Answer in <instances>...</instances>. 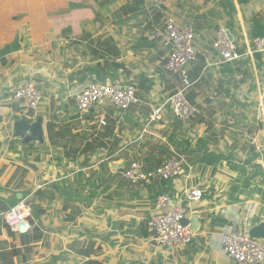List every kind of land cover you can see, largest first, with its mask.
I'll list each match as a JSON object with an SVG mask.
<instances>
[{"label": "crops", "instance_id": "obj_1", "mask_svg": "<svg viewBox=\"0 0 264 264\" xmlns=\"http://www.w3.org/2000/svg\"><path fill=\"white\" fill-rule=\"evenodd\" d=\"M12 1L0 0V192L11 194L7 199L0 198V217L12 207L10 201L16 199L17 194L32 210L37 209L38 215L33 217L34 226L25 233L12 234L0 227V264H82L86 259L75 251L87 247L95 251L92 257L101 264H168L167 251L148 233L145 236L142 228L153 212L157 196L168 193L175 201L181 200V181L177 178L153 186H130L122 179L123 168L131 161L139 159L145 165L144 160L151 151L158 160L160 156L155 151L165 145L172 151L170 138L173 137L175 145L186 142L178 138L183 125L173 115L171 106H166L164 97L157 95L162 89L151 86L152 78L158 77L163 88L166 85L171 92L173 90L172 78L164 70L167 50L159 42L150 43L147 37L167 18L192 29L197 59L187 67L189 76L193 78L198 61L203 62L204 68L193 78L194 85L187 98L201 110L203 118L216 110L214 121L217 122L219 114L226 113L225 109L245 105L252 86L261 92L262 85L264 91V55L253 58V67L248 61L219 64L212 48L214 31L225 27L240 49L244 38L264 37V0H228L231 3L227 0H165L162 21L152 4L135 8L133 0H107L101 12L95 9L90 13L95 29H81V19L87 14L75 12V17L68 16L67 24L60 25L63 31L52 36L50 25L43 18L25 19L24 24L17 25L10 10ZM15 1L23 3V0ZM97 1L92 0V3L95 5ZM99 2L101 7L105 4V0ZM110 7L114 8L113 13H109ZM122 9L137 11L126 15ZM17 13L28 15L29 10L22 5ZM59 17L60 13H56L53 19ZM17 29H21L19 32L23 35L14 33L10 39L9 33ZM71 29L84 35L88 42L94 38L97 41L111 38L121 52L118 61L128 70L133 66L124 58L129 61L145 58L146 65L147 59L153 62L147 65L146 74L141 73L139 77L151 83L148 100H139V104L126 113L108 107L102 118L107 126L111 125L108 127L111 131L113 127L112 135L102 140L105 148L81 158L86 141L103 132V127L95 123L97 117L92 112L81 117L72 101V96L91 80L84 69L74 75L67 67L63 80L59 81L58 75L51 76V64L33 61L41 52H46L43 60L49 61L48 44L56 39H73ZM125 43L132 47L122 51ZM153 64H156L155 69L151 71ZM109 74L118 76L122 71ZM34 75L42 102L27 120L32 123L37 117L42 118L43 143L23 144L12 133V124L22 117L16 112L11 97L20 84ZM44 87L50 93L46 104L43 103ZM160 105L165 106L162 121L150 122L152 109ZM163 138L164 146L158 141ZM115 142L117 145L113 146ZM111 150L114 153L109 156ZM52 155L61 160H55ZM64 155L72 156L75 161H68ZM114 163L121 166L111 168ZM261 184L262 190L254 191L252 198L233 195L232 198L240 201L233 204L231 197L226 203L227 195L203 194L200 201L189 202L187 221L192 224L195 237L181 251L179 264H230L219 248L218 237L252 207L257 216H264V180ZM245 185L247 188L250 183Z\"/></svg>", "mask_w": 264, "mask_h": 264}, {"label": "built area", "instance_id": "obj_2", "mask_svg": "<svg viewBox=\"0 0 264 264\" xmlns=\"http://www.w3.org/2000/svg\"><path fill=\"white\" fill-rule=\"evenodd\" d=\"M153 1L158 9L163 2ZM149 40H158L167 50L164 70L173 78L175 86L174 93L167 102L172 107L174 116L181 122L196 119L201 111L187 100V93L193 86L187 66L197 59L194 32L189 27L177 24L173 19H167L151 34ZM212 48L219 59V64L245 60L253 64L255 54L264 55V37L251 41L244 38L243 50L240 52L235 43L229 40L227 31L220 27L214 34ZM41 100L38 85L30 78L20 84L12 92L11 97L16 112L22 118H29L31 113L36 112ZM72 101L79 114L96 112L94 113L97 117L96 123L100 127L106 126V121L102 117L108 107L119 113H126L139 104L135 86L122 83H89L72 96ZM163 109L164 105L152 109L150 122H161ZM185 165L184 158L177 156L167 159L155 169L146 170L141 160H134L123 170L122 179L130 186L160 184L176 180L182 174ZM201 198L202 192L197 188L183 189L179 201H175L168 193L156 197L146 227L153 241L167 251L168 264H179L181 251L193 241L195 233L192 224L187 221L190 215L187 204ZM31 218L32 209L25 201H20L2 214L3 222L12 233H20L21 228L28 225ZM183 220L187 223L183 224ZM218 245L231 264H264V240L250 237L247 221L236 224L219 235Z\"/></svg>", "mask_w": 264, "mask_h": 264}, {"label": "rangeland", "instance_id": "obj_3", "mask_svg": "<svg viewBox=\"0 0 264 264\" xmlns=\"http://www.w3.org/2000/svg\"><path fill=\"white\" fill-rule=\"evenodd\" d=\"M107 2L108 1L105 0V4H103L101 7V3L99 2V0L95 3V5L92 3V0H23V3H19L13 0L10 10L12 11L13 19L16 21L17 25L24 24L25 21L23 20L25 19H28L30 21H37V17L39 20L43 18L45 22L49 23V34L50 36H52L57 35L63 31L60 29V25L67 24L68 16H70L71 18L75 17L77 15V13L75 12H85L87 14L85 18L81 19V21H83V23L80 24L81 29L89 31L95 29L96 24L91 18L90 13H92L95 9L101 12L106 6ZM164 3L165 0H163V4ZM149 4H152V1H148L145 4L143 3V5L146 7ZM22 5L26 6V8L29 10L28 15H26V13H17ZM79 8H86L87 10L85 9V11H78ZM113 10L114 8L110 7L109 13H111ZM155 11L161 15L162 21L165 17L162 13L163 8H155ZM56 13H60L61 17H59L58 19H53V16H56ZM132 17L133 16H131L129 19H131ZM107 19L109 20L110 16ZM74 20L76 21V18H74ZM26 26L27 25H25V28ZM19 31H21V29H17L13 33H9V38L13 39L14 33L23 35ZM73 33V39H56L55 42L50 40L52 41V43L48 44V51L50 52L49 61L43 60V57L46 56V52H41L38 57H34L33 59L34 62L40 61L45 64H51V76L56 78L58 75V78L60 79L59 81L63 80L65 76L64 71L67 67L69 69H72V74L75 75L77 74V72L83 69L85 70L88 67L87 65L90 66L96 63L91 54V50L95 47L97 39L94 38L88 42L86 41L84 35L81 36L77 31H74ZM63 36H68V33H63ZM142 36L144 38V33H142ZM58 37L59 36H56V38ZM150 37L151 32L149 33L147 39H150ZM17 39H19L18 35ZM102 40L103 39H100V41ZM23 43H26V41ZM57 43L64 44L59 46ZM131 47L132 46H128V44L125 43L122 44L121 50L124 51L126 49H130ZM136 48L139 47L136 46ZM122 57L124 58L123 55ZM124 60L133 66L132 70L127 69L128 73L126 74V76H124L123 73L121 75L115 76V78H120L118 80H111L112 82L124 84L134 83L136 85L141 73L146 74L147 65H152L153 63L150 61L151 59H147L149 61L146 65L145 58L143 60L132 59L130 61L124 58ZM155 62L156 61L154 60V63ZM153 65L154 68H151V71L155 69L156 64ZM30 66L35 67L36 64H30ZM134 70H136L137 72L134 73ZM52 71L56 75H54ZM30 79L36 82L37 78L34 75ZM109 80L110 79H108L107 81ZM160 81V78L153 77L151 86L160 87V89L162 90L157 92V95H162V97H164V100L167 102L168 98L171 95V88H168L166 85L163 88ZM90 82H92V80L88 83ZM261 87L262 86L260 85V90ZM44 88L45 96L43 103L46 104L50 93L47 87ZM149 93L143 94L141 100H148ZM248 97V99H245V105L236 106L234 108L230 107L228 109H225V114L220 113L217 122L214 121V117L217 115L216 110L210 115H207L203 118L204 124L198 123L191 126L192 121H180L184 129L181 130L180 136L178 138L182 139L183 141L186 140V142H188L187 145L190 146L191 150L195 151V154H193L192 156L187 158L184 157L185 161L188 158L192 159V161L190 163L186 161L184 170L178 177L183 185L181 186V188H197L206 196L219 195V197H223L227 195V204L229 201V197H231L232 204L235 201L240 202L236 198H232L233 195L237 196L238 194H241L248 199L252 198L254 191L262 190L263 186L261 183L264 180V168L256 170L252 168V164H246V161L251 159V154L247 150L248 146L245 145H249L250 142L253 141L252 143L257 147H264V95L257 88H255L254 90H251V92L248 94ZM40 106L38 107V109L40 108ZM87 115L88 114H81V117H85ZM259 121L262 124L263 130L258 131V133L255 135L248 133L247 130L252 131L257 127V123ZM252 137H254L253 140H251ZM163 140H165V138L160 140L158 139V141H161L159 145H165V143L162 142ZM200 140L201 142H199ZM164 147L167 148L166 145ZM168 149L171 150L170 147H168ZM205 155H212V159H214L215 157H220L222 158V160L220 159L215 165H208L206 162L201 161V159ZM113 156H117V154H114ZM52 158H54L55 160H61L59 156L52 155ZM233 167H237L238 170H234ZM241 169H243V172L240 171ZM253 174H255L254 177H252ZM245 183H248V186L250 183V186L246 188ZM252 185L255 186L253 187ZM233 190H235V192ZM262 199L264 200V193L262 194ZM179 262L180 261H178V263Z\"/></svg>", "mask_w": 264, "mask_h": 264}, {"label": "trees", "instance_id": "obj_4", "mask_svg": "<svg viewBox=\"0 0 264 264\" xmlns=\"http://www.w3.org/2000/svg\"><path fill=\"white\" fill-rule=\"evenodd\" d=\"M227 2L231 3V1ZM133 3L135 4V8L138 7H142L143 2L141 0H133ZM122 11L125 12V14H129V13H133L134 11L137 10H124L122 9ZM253 36V35H252ZM91 54L94 58V60L96 61V63L90 67H87L84 72L89 76L90 80L92 81H96V82H105L107 79H113L115 77V75H110L109 72H113L115 73L118 70H121L122 73L127 74V68L125 67V65L122 62H119L118 59L120 58V52L117 49L116 45L113 43V40L111 38H106L103 41H97L95 44V47L91 50ZM257 56L258 54H255L253 56V58ZM204 68V64L201 61L197 62V65L195 67V73L193 78H195L197 76V74H199L202 69ZM109 74V75H108ZM86 78V77H85ZM192 80L193 78L190 77ZM253 79V78H251ZM84 80V79H83ZM262 86V85H261ZM150 84L148 82V80L144 77H141L136 85V96L139 98V100L142 99V95L143 94H148L150 92ZM255 87L252 86L250 88L251 90H254ZM261 92L264 95V91L261 87ZM191 101V100H190ZM204 124L203 123V117H199L196 118L195 120L192 121V126L194 124ZM111 125L106 124V126L103 128V132L102 133H96L97 135H95L94 138H91L89 141H86L85 145L82 147V153L80 154V157L83 156H88L93 154L95 151L100 150L101 148H105V144L103 143L102 140L105 139V137L110 134V136L113 133V127H112V131L108 128ZM262 124L259 121L257 123V127L254 128L252 131L251 130H247L248 133L250 134H257L258 131H262ZM111 131V132H110ZM213 135V134H212ZM109 136V137H110ZM255 137V136H254ZM251 140H253V138ZM171 144H172V151H170L165 147H159L155 153H158V155L160 156V158L158 160L154 159V155H153V151H151L145 158L144 162H145V168L146 170H152L155 169L159 166H161L167 159H169L170 157H177V156H182L183 158H187L192 156L193 154H195V151L191 150L190 146L187 145V143L185 144H181V145H175L173 143V137L170 138ZM201 142V140L199 141ZM253 141L250 142V146L249 145H245L248 146L247 150L248 152L251 154V159H249L248 161H246V164H252V168L256 169V170H260L262 169V164L264 165V147H260L258 148L255 144L252 143ZM117 142L114 143L113 146H116ZM189 146V147H188ZM243 148V146H242ZM114 153V150H111L108 155L111 156ZM212 155H205L201 161L202 162H206L208 165H215L217 164V162L222 158L220 157H215L214 159L211 158ZM224 157V156H223ZM64 158H66L68 161H75V159L70 156V155H64ZM224 159V158H223ZM134 161V160H133ZM187 162H191L192 159H187ZM86 161H84L82 163V165H85ZM127 166H125L123 168V170L126 168ZM234 170H238L237 167H233ZM240 171L243 172V169H241ZM255 174L252 175V177H254ZM174 181V180H172ZM169 182V181H168ZM156 185V183H153L152 185H142V186H153ZM1 190V188H0ZM203 197V196H202ZM19 201L16 200L15 198L12 199V201H10L11 205H15L17 204ZM29 204V203H28ZM38 215V210L37 209H33L32 210V217H36ZM147 221V220H146ZM146 221L144 222V227L142 228L143 230V234L146 236L147 233L151 235V233L148 232L147 227H146ZM0 227L2 228H6L5 223L3 222V219L0 217ZM33 231H35V229H33ZM99 249V248H97ZM75 253L82 257L83 259H86L85 262H83L82 264H101L100 262L96 261L95 258H93L92 256H95V251H93L92 249H90L89 247L87 248H82V249H78L75 251Z\"/></svg>", "mask_w": 264, "mask_h": 264}, {"label": "water", "instance_id": "obj_5", "mask_svg": "<svg viewBox=\"0 0 264 264\" xmlns=\"http://www.w3.org/2000/svg\"><path fill=\"white\" fill-rule=\"evenodd\" d=\"M228 37L230 40H233L232 35L228 32ZM12 133L15 138H19L23 144H28L30 142H40L43 143V129H42V118L37 117L35 121L32 123H28V120L21 119L16 120L12 124ZM72 163L70 166L72 169ZM116 166H121L118 163H114L111 165V168H115ZM11 194L0 192L1 199H7L10 197ZM16 199L20 200L21 197L19 194L16 195ZM183 224H186L187 221L183 220ZM34 226V221L31 219L28 221V225L21 228L20 233L26 232L28 229ZM249 235L253 239H261L264 240V223H259L258 225L253 226L250 231Z\"/></svg>", "mask_w": 264, "mask_h": 264}, {"label": "clouds", "instance_id": "obj_6", "mask_svg": "<svg viewBox=\"0 0 264 264\" xmlns=\"http://www.w3.org/2000/svg\"><path fill=\"white\" fill-rule=\"evenodd\" d=\"M144 4L146 3V2H144L143 0H141ZM148 1H152V5L155 7V8H157L156 7V5H155V2L153 1V0H148ZM147 1V2H148ZM162 6H163V2L161 3V5H160V7H159V9H161L162 8ZM158 9V8H157ZM167 19H170V18H167ZM167 19H165V20H167ZM165 22V21H164ZM164 22H162L158 27H156L152 32H151V34L157 29V28H159ZM220 27H222V28H224L226 31H227V35H228V30L225 28V27H223V26H220ZM220 27H218L215 31H214V34H215V32L220 28ZM230 33V32H229ZM214 34H213V41H214ZM231 34V33H230ZM232 35V34H231ZM233 37V36H232ZM229 38V37H228ZM235 38L233 37V40H230V41H233L234 43H235V45H236V47L237 48H239L238 47V44L235 42V40H234ZM149 42H151V43H154V42H159L158 40H156V41H150L149 39H147ZM249 41H251V40H249ZM160 44V43H159ZM212 44H213V42H212ZM161 45V44H160ZM242 45H243V40H242ZM162 46V45H161ZM163 47V46H162ZM164 48V47H163ZM165 49V48H164ZM166 50V49H165ZM240 52H242V50L243 49H238ZM217 56V55H216ZM218 58V57H217ZM245 61H248L249 62V60H245ZM238 62H241V61H238ZM166 63V62H165ZM234 63V62H233ZM250 63V62H249ZM192 64V63H191ZM229 64V63H228ZM251 64V63H250ZM190 65V64H189ZM188 65V66H189ZM252 65V67H253V64H251ZM165 66V65H164ZM187 66V67H188ZM166 72V71H165ZM167 73V72H166ZM188 73H189V71H188ZM167 75H169L168 73H167ZM170 76V75H169ZM171 77V76H170ZM172 78V77H171ZM189 78H190V76H189ZM191 79V78H190ZM172 81H173V78H172ZM191 81L193 82V80L191 79ZM90 83H97L96 81H92V82H90ZM98 83H118V82H112V81H105V82H98ZM173 83V82H172ZM89 84V83H88ZM122 84H124V83H122ZM125 84H132V85H134L135 86V88H136V85L134 84V83H125ZM173 85H174V83H173ZM193 85H194V82H193ZM86 86V85H85ZM84 86V87H85ZM83 87V88H84ZM175 87V86H174ZM174 87H173V90H172V92H171V95L174 93ZM193 87V86H192ZM191 87V88H192ZM190 91V90H189ZM189 91H188V93H189ZM79 92V91H78ZM136 92H137V90H136ZM77 93V92H76ZM188 93H187V95H188ZM170 95V96H171ZM137 97V96H136ZM137 99L139 100V98L137 97ZM187 100H188V98H187ZM41 102H42V100H41ZM189 102V101H188ZM190 103V102H189ZM168 104V102H166V105ZM191 104V103H190ZM41 105V104H40ZM191 105H193V104H191ZM193 106H195V105H193ZM165 107V106H164ZM195 107H197V106H195ZM172 108V107H171ZM198 108V107H197ZM132 109V108H131ZM130 109V110H131ZM129 110V111H130ZM37 111V110H36ZM201 111V110H200ZM118 112V111H117ZM128 112V111H127ZM119 113V112H118ZM34 113H31V115H33ZM79 114V113H78ZM87 114H89V113H87ZM92 114H94L93 112H92ZM30 115V116H31ZM80 116H81V114H79ZM95 115V114H94ZM174 115V114H173ZM96 116V115H95ZM199 117H201V114L197 117V118H199ZM176 118V117H175ZM22 119H28V120H30V117L29 118H22ZM177 119V118H176ZM21 120V119H20ZM178 120V119H177ZM195 120V119H194ZM35 121V120H34ZM179 121V120H178ZM190 121H193V120H190ZM189 122V121H188ZM107 124V123H106ZM104 128V127H103ZM123 172V171H122ZM202 196H203V193H202ZM201 200V199H200ZM199 200V201H200ZM19 202L21 201V199L20 200H18ZM18 202V203H19ZM17 203V204H18ZM26 203V202H25ZM16 205V204H15ZM15 205H13L12 207H14ZM11 207V208H12ZM253 208H255V207H252L251 209V211H249V212H246V214H245V216L243 217V218H241L240 220H238V221H236L235 223H234V225H233V227L236 225V224H241V223H243L244 221H247V225H248V228H249V231H250V229L253 227V226H255V225H258L259 223H264V222H261V221H263L264 220V216L263 215H258L257 216V214H256V212H254V210H253ZM10 209V208H9ZM8 209V210H9ZM7 210V211H8ZM6 212V211H5ZM257 217H258V219H257ZM1 218H2V216H1ZM32 220H33V217L31 218ZM30 219V220H31ZM261 220V221H260ZM233 227H231V228H233ZM230 228V229H231ZM6 229L10 232V230L6 227ZM229 230V229H228ZM225 231H227V230H225ZM224 231V232H225ZM224 232H222V233H224ZM10 233H12V232H10ZM23 233H25V232H23ZM221 233V234H222ZM12 234H21V233H12ZM220 234V235H221ZM225 254V253H224ZM181 255V254H180ZM228 258V257H227ZM229 260V259H228ZM180 261V260H179ZM167 263H168V254H167ZM230 264H231V262H230Z\"/></svg>", "mask_w": 264, "mask_h": 264}]
</instances>
